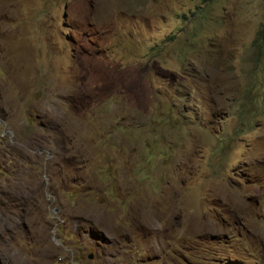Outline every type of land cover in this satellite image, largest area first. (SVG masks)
<instances>
[{"label":"rangeland","instance_id":"obj_1","mask_svg":"<svg viewBox=\"0 0 264 264\" xmlns=\"http://www.w3.org/2000/svg\"><path fill=\"white\" fill-rule=\"evenodd\" d=\"M263 23L0 0V264H264Z\"/></svg>","mask_w":264,"mask_h":264},{"label":"trees","instance_id":"obj_2","mask_svg":"<svg viewBox=\"0 0 264 264\" xmlns=\"http://www.w3.org/2000/svg\"><path fill=\"white\" fill-rule=\"evenodd\" d=\"M262 1L264 2V0ZM252 47L254 50L256 63L261 62L264 59V23L262 24V30L256 34L255 38L253 39Z\"/></svg>","mask_w":264,"mask_h":264},{"label":"water","instance_id":"obj_3","mask_svg":"<svg viewBox=\"0 0 264 264\" xmlns=\"http://www.w3.org/2000/svg\"><path fill=\"white\" fill-rule=\"evenodd\" d=\"M89 258H90V255H89Z\"/></svg>","mask_w":264,"mask_h":264}]
</instances>
